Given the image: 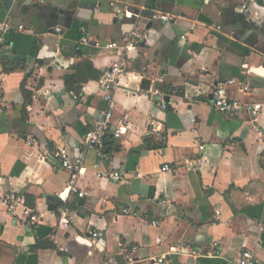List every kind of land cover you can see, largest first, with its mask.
<instances>
[{
  "label": "crops",
  "instance_id": "crops-1",
  "mask_svg": "<svg viewBox=\"0 0 264 264\" xmlns=\"http://www.w3.org/2000/svg\"><path fill=\"white\" fill-rule=\"evenodd\" d=\"M243 1L0 0V21L13 25L0 34V195H23L39 217L32 225L0 204V264H229L243 250L264 264V112L212 104L215 88L264 103V6L246 12ZM134 30L147 37L130 69L168 90L118 89L108 104L100 80L117 52L107 44ZM109 108L125 133L86 148ZM62 147L84 159L82 197L66 190Z\"/></svg>",
  "mask_w": 264,
  "mask_h": 264
},
{
  "label": "built area",
  "instance_id": "built-area-1",
  "mask_svg": "<svg viewBox=\"0 0 264 264\" xmlns=\"http://www.w3.org/2000/svg\"><path fill=\"white\" fill-rule=\"evenodd\" d=\"M251 2H261L264 6V0H244L242 4V8L247 12L249 11V4ZM113 4V3H112ZM128 17L133 15L132 12H129ZM154 18H160L162 20H168L169 17L164 14H153ZM215 25V24H214ZM13 27L10 18H6L0 21V34H4L8 32ZM20 29H23V26H19ZM219 28V27H217ZM55 30L57 32L61 31V27H56ZM147 36L139 33L134 30L130 32L123 40L121 41H111L108 42L107 47L110 49H114L117 52V58L110 65V67L104 72L100 83L102 87V91L104 93V99L108 104L113 103L114 93L118 89H122L128 93L135 94H144L150 96V98H156L159 96H163V92L160 90L158 85L150 88L149 90H145L141 87V81L146 77L145 72H136L130 69V64L128 61V55L130 51L136 50L139 47V44L142 40H144ZM187 37L185 35L182 36V39L185 40ZM82 42L88 43L89 39L86 36H83L81 39ZM162 81V78L157 79ZM231 84H239L242 90L249 91L250 86L241 82L238 79H232L229 81ZM135 84V85H134ZM72 95L75 98H78L75 92H72ZM213 106L222 113H231V112H241L245 111L249 113L254 119L264 112V103L262 102H242L240 100H231L222 96L219 88H215L212 93ZM160 104L163 108L167 107V104L164 100L161 99ZM125 127L116 126L113 123V112L112 108H109L105 112V116L98 122L96 125L89 129L84 138V143L86 148L88 149H102L105 146L106 139L108 136L113 135L115 137H121L122 134L125 133ZM157 139L162 138V133L159 130L153 131L151 134ZM29 144L34 143V139L29 140ZM204 146H200V149H203ZM57 156L60 160V165L65 170L69 172V179L67 182L66 190L69 193L78 194L79 196H84L86 193L80 191L77 185L78 177L84 170V159L82 157L72 158L69 154L67 147H62L58 150ZM172 167L168 164H165L162 168V171H171ZM141 176V174H138ZM112 178L117 181H124V175L120 172H114L112 174ZM59 197L63 199L64 192L59 194ZM65 200V197H64ZM0 204L4 207V209L10 214H19L25 218H27L30 224L34 225L38 222L39 217L26 203V199L23 195L17 194L13 191H6L0 195ZM66 202H63L60 207V223L68 225L71 222V218L69 216V209L67 208ZM125 213H131V209L124 210ZM154 224L156 222H153ZM95 236H101L103 233L101 231H96L93 233ZM136 248H132L131 252L127 253V257L129 262H133V256L131 255L132 251ZM218 253V252H216ZM163 258L158 259V261H162ZM229 264H260L256 255L251 250H243L240 256L230 262Z\"/></svg>",
  "mask_w": 264,
  "mask_h": 264
},
{
  "label": "trees",
  "instance_id": "trees-1",
  "mask_svg": "<svg viewBox=\"0 0 264 264\" xmlns=\"http://www.w3.org/2000/svg\"><path fill=\"white\" fill-rule=\"evenodd\" d=\"M159 88H160V90H162V91H167L168 89H167V86L166 85H164V84H161V85H159L158 86ZM109 139V136L107 137V139H106V143H105V146L107 145V140ZM104 146V147H105ZM52 245V243H51V241H48V240H40V241H38L37 242V244L35 245L36 247L35 248H42V247H49V246H51Z\"/></svg>",
  "mask_w": 264,
  "mask_h": 264
},
{
  "label": "water",
  "instance_id": "water-1",
  "mask_svg": "<svg viewBox=\"0 0 264 264\" xmlns=\"http://www.w3.org/2000/svg\"><path fill=\"white\" fill-rule=\"evenodd\" d=\"M150 84H151V80L148 79V78H144L142 81H141V87L145 90H148L149 87H150Z\"/></svg>",
  "mask_w": 264,
  "mask_h": 264
}]
</instances>
